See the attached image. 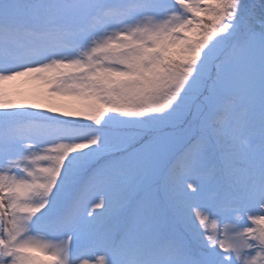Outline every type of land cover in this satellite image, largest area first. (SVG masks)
Segmentation results:
<instances>
[{
	"label": "snow or ice",
	"instance_id": "snow-or-ice-1",
	"mask_svg": "<svg viewBox=\"0 0 264 264\" xmlns=\"http://www.w3.org/2000/svg\"><path fill=\"white\" fill-rule=\"evenodd\" d=\"M0 264H264V0H0Z\"/></svg>",
	"mask_w": 264,
	"mask_h": 264
},
{
	"label": "rangeland",
	"instance_id": "rangeland-1",
	"mask_svg": "<svg viewBox=\"0 0 264 264\" xmlns=\"http://www.w3.org/2000/svg\"><path fill=\"white\" fill-rule=\"evenodd\" d=\"M25 88H31V85H24Z\"/></svg>",
	"mask_w": 264,
	"mask_h": 264
}]
</instances>
